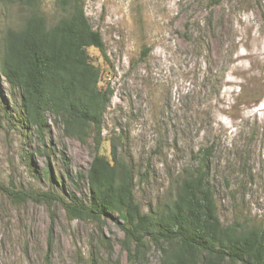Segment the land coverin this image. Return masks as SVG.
<instances>
[{"label":"rangeland","instance_id":"374dc122","mask_svg":"<svg viewBox=\"0 0 264 264\" xmlns=\"http://www.w3.org/2000/svg\"><path fill=\"white\" fill-rule=\"evenodd\" d=\"M79 1L104 43L105 56L86 48L98 85L112 90L99 153L110 158L115 145L141 209L165 200L182 168L211 146L207 183L220 221L264 226V0ZM61 6L41 0L49 23ZM21 14L0 4V37ZM46 117L40 140L24 120L19 89L0 74V183L83 198L93 140L68 136ZM122 238L114 217L69 219L57 203H12L0 192V264L160 263L150 243L131 260Z\"/></svg>","mask_w":264,"mask_h":264},{"label":"trees","instance_id":"16d2710c","mask_svg":"<svg viewBox=\"0 0 264 264\" xmlns=\"http://www.w3.org/2000/svg\"><path fill=\"white\" fill-rule=\"evenodd\" d=\"M60 1L61 14L49 23L41 0H0L22 10L19 21L0 37V74L19 89L24 120L40 140L48 127L47 112L61 122L66 135L81 142L92 138L94 152L84 174L86 194L65 198L50 190L33 192L2 183L0 192L12 203H57L69 219L102 222L114 217L131 260L142 259L150 243L160 252L159 264H264V226L236 219L223 224L216 214L207 183L211 146L200 148L195 164L182 168L165 200L141 209L132 191L131 167L115 145L110 158L99 153L102 116L112 90L98 85L100 71L86 48L95 47L105 56L102 37L91 27L79 0ZM209 1L214 5L220 0Z\"/></svg>","mask_w":264,"mask_h":264}]
</instances>
